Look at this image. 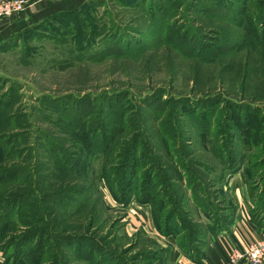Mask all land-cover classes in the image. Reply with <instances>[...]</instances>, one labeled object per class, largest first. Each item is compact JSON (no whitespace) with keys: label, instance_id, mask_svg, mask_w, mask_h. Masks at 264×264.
I'll return each mask as SVG.
<instances>
[{"label":"rangeland","instance_id":"1","mask_svg":"<svg viewBox=\"0 0 264 264\" xmlns=\"http://www.w3.org/2000/svg\"><path fill=\"white\" fill-rule=\"evenodd\" d=\"M41 1H48L47 6L67 4L66 0H29L33 11ZM178 1L182 6L172 13L176 19H170L169 14L165 19L167 39L154 42L156 37H144V52L138 55L122 52L90 61L106 40L89 41L90 30L84 29L83 35L79 28L72 35L73 42L72 30L66 31L60 42L54 40L50 29H37L42 36H34L29 28L18 45L0 51V104L7 102L4 110L0 105V264H90L77 255L78 239L88 248L94 242L109 248L128 264H173L161 257L164 251L152 262L144 258L132 261L137 250L168 251L164 239H171L155 228L150 205L142 209L134 196L127 203L114 197L112 190L119 181L116 174L127 161L131 144L142 167L153 155L168 160L163 138L176 141L173 149L191 150L195 157L205 142L228 141L235 131L229 127L227 115L232 104L227 99L247 104L241 115L257 118L252 130H256L253 138L258 146H243L238 133L232 142L251 164L254 183L259 185L264 175V63L259 61L260 47L245 37L241 15L234 16L232 8L236 9L238 0H232L231 10L222 7L229 6L231 0ZM121 2L128 7L132 4V0ZM209 5L216 9L208 11ZM113 8L117 12L112 17L101 16L103 6L96 9L99 25L112 18L126 26L135 23V16L142 11L117 4ZM243 8L264 37V0H247ZM176 21L184 31L174 27ZM37 22L40 20L28 26ZM104 23L101 29L108 22ZM76 46L85 49L76 52ZM154 92V97L143 101ZM212 93L221 94L222 99L201 104L177 102L182 96ZM184 106L191 111L182 113ZM208 126L214 128L212 134L207 132ZM102 136L108 140L99 143ZM240 161L246 169V161ZM244 171L227 177L226 181L231 178L232 182L226 190L238 189L241 196V186L248 188L249 184L241 179L234 185L233 181ZM258 189L263 193L264 189ZM185 203L192 217L202 219L189 199ZM247 208L253 210L248 199ZM36 229L39 239H30L23 252L38 242L43 244V253L22 255L11 262L13 254L7 242L15 236L16 244L25 242Z\"/></svg>","mask_w":264,"mask_h":264},{"label":"trees","instance_id":"2","mask_svg":"<svg viewBox=\"0 0 264 264\" xmlns=\"http://www.w3.org/2000/svg\"><path fill=\"white\" fill-rule=\"evenodd\" d=\"M66 1L70 3V0ZM112 2H115L119 7L142 11L140 14H137V17L135 16V23L131 21L126 26H120L115 23V20L110 18L104 20V22L108 23L106 28L101 29L104 22H101L100 25L98 24L97 17L95 16L97 15L96 9L99 6H103L101 16L106 17L109 15L112 17L113 12H117L113 8L116 4L110 5ZM246 2L247 0H238L236 9L232 8L234 9V16L239 17V14L241 15L240 21L243 26L244 35L247 39L255 41L259 45V61L260 63H264V37L260 34L258 27L254 25L252 16L246 12L244 14L243 7L246 5ZM130 3L132 4L128 7L129 4H122L121 0H87L71 10L57 12L39 23L26 26L22 30L13 33L6 40L0 42V51L18 45V40L21 41L25 37L23 32L29 28L33 30L34 36H42L40 34L41 31H39L41 29H50L54 32V40H59L60 42V37H63L66 31H73V34L70 36L72 38V35L73 37L76 35L75 30L79 28L81 32L85 31L84 29L90 30V35H88L89 41L105 37L106 42L104 45H101L102 48H96L95 54H92L90 57V61H102L107 57L105 55H118V53L122 52L127 54L136 53L138 55L144 52L141 50V47L145 46L143 45L144 37H156L154 42L159 41L162 37V41L167 39L164 37L167 34L163 32L166 30L164 25L165 19H168V14L171 15L170 19H176L174 18L175 14L173 15L172 13L173 11H179V8L182 6V3L178 0H132ZM232 3L231 0L229 6L223 5L222 7H227L231 10ZM206 9L213 11L216 8L209 5ZM63 23L69 24L63 25ZM177 25L179 24L176 21L174 27ZM179 27L177 26V28ZM180 30L184 31L185 28L180 27ZM83 35H85L84 32ZM195 35L198 37L197 40H199V36ZM84 45L82 46L84 47ZM92 45L93 43L89 46ZM201 45L203 46V44ZM82 46L80 49L76 46L75 51H83L85 48ZM155 95L156 93L154 92L146 96L143 101H148ZM221 99V94L212 93L195 98L182 96L177 102L180 104H184L185 102L201 104ZM227 101L232 104L228 109L227 115L229 127L235 131L228 141L216 140L208 144L205 142L204 147H201L202 150L196 152L199 156L195 157L194 152L191 150L184 153L177 148L173 149V146L177 147L176 141L163 138L165 141L163 142L164 144L162 143V149L168 160L163 162L160 157L156 158L153 155L148 158V161L142 167H140L141 163L139 162L135 146L131 144L127 161L124 162L123 166L121 165L120 170L117 171L118 174H116L119 175V181H117L118 187H115L114 191L112 190L114 197L121 202L127 203L130 196H134L142 205H150L152 210L151 219L155 228L161 235L169 236L182 253L195 260H199L204 255L202 248L209 236L228 229L234 219L237 204L234 202L232 196L228 198L225 196L223 187L227 184V177H231L240 169H242V173L245 170L243 175L240 174L241 179L244 183L249 184L248 188H246L247 199L253 205L252 211L249 212V207L247 208L250 221L264 229V190L262 193V190L258 189H264L262 178L264 175L262 174V180L256 186L251 164L250 166L247 164L246 157L241 155L240 151L235 150V144L232 142L233 137L238 133L242 139L243 146L245 143H247L249 148L258 146L259 142L256 140L254 143L253 138L255 135L256 139V130L254 128L252 130L253 125H256L257 118L255 115L248 113L243 116L241 115V112L248 108L247 104L234 103L229 99ZM6 103L3 106L0 104L3 110ZM182 110L184 114L191 111L187 106H184ZM2 112L0 111V117H2ZM217 129L216 133L219 134L218 131H221V127ZM212 131H214V128L210 130L208 126L207 132L212 134ZM101 138L102 141L99 143H103L104 141L103 136ZM105 140L107 141L108 139L106 138ZM134 141L131 143H135ZM185 144H188V142L185 141ZM205 148H208L209 151H205ZM208 153L209 156H207ZM241 159L246 161V169L244 170L240 163ZM214 173L216 174L214 175ZM210 174L214 176L210 177ZM185 199L191 201V204L197 210L198 216H203L202 219L192 217L190 206H186ZM259 211L260 213H258ZM34 231L30 232L25 242L22 241L16 244L18 236L12 237L7 242V248L11 249V255L13 254L9 258L11 262L13 260L17 261L22 255L35 254L38 256L43 253V244L41 246L38 242H34L31 246L29 245L25 252H23V248L30 239L34 237L39 239L40 232L37 229ZM80 240L82 239H78L79 242L75 249L77 255L84 257L90 264H128L122 255L115 254L109 248H104L96 242L88 248V246L84 245V241ZM163 251L164 255L161 257L165 259L169 251L161 249L157 253L150 249L137 250L131 259L132 261H136L135 259L144 258V260L152 262L153 259H158L160 253ZM161 257L160 260H162Z\"/></svg>","mask_w":264,"mask_h":264},{"label":"crops","instance_id":"3","mask_svg":"<svg viewBox=\"0 0 264 264\" xmlns=\"http://www.w3.org/2000/svg\"><path fill=\"white\" fill-rule=\"evenodd\" d=\"M79 1L80 0H70V3L67 4L64 1L51 6H47L49 5L48 1H41L37 5H34V8L36 7L35 11L32 10L31 5L29 6L31 9L28 8L21 14L13 17L0 18V42L6 40L13 33L22 30L24 27L30 25L32 21L40 20L41 22L43 19L49 17L55 12L61 10H71L73 9L72 6H74L75 8V6L77 5H74V3L77 4V2ZM56 5H59V8L55 9L54 7ZM230 179L229 181H227L228 183L223 187L225 188L224 194L227 198L232 196L234 202L237 205L234 219L229 225L228 229L224 230V232H217L216 234L209 236L206 244L202 248L204 251V255H202L199 260H195L187 256V260L179 261L177 257L178 254L182 252L172 241H168L166 239L167 237L165 239L163 238L164 240L168 241H165V248H168L169 251L165 256L166 259L172 261L173 264H222L226 254L232 247H242L249 243L251 240L264 238V229L256 226L250 221L247 210L248 196L246 186L244 184L241 186V191L243 190L241 192V196L239 195L238 189L233 190L228 188V190H226L227 185H231L232 180ZM237 182H241L240 176L239 180L233 181V184L236 185ZM227 191H230L231 193L228 195ZM142 209L145 208L142 207Z\"/></svg>","mask_w":264,"mask_h":264},{"label":"built area","instance_id":"4","mask_svg":"<svg viewBox=\"0 0 264 264\" xmlns=\"http://www.w3.org/2000/svg\"><path fill=\"white\" fill-rule=\"evenodd\" d=\"M30 4L29 0H0V17H11L20 14ZM140 207L146 209V205L141 204ZM186 257L184 254L179 253L177 258L179 261H185L187 260ZM222 264H264V238L251 240L242 247H232L226 254Z\"/></svg>","mask_w":264,"mask_h":264}]
</instances>
